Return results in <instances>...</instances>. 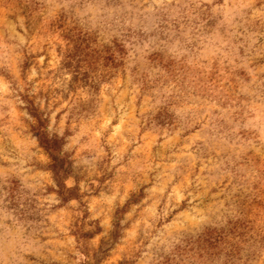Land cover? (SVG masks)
I'll use <instances>...</instances> for the list:
<instances>
[{
  "label": "rangeland",
  "instance_id": "374dc122",
  "mask_svg": "<svg viewBox=\"0 0 264 264\" xmlns=\"http://www.w3.org/2000/svg\"><path fill=\"white\" fill-rule=\"evenodd\" d=\"M0 264H264V0H0Z\"/></svg>",
  "mask_w": 264,
  "mask_h": 264
},
{
  "label": "trees",
  "instance_id": "16d2710c",
  "mask_svg": "<svg viewBox=\"0 0 264 264\" xmlns=\"http://www.w3.org/2000/svg\"><path fill=\"white\" fill-rule=\"evenodd\" d=\"M26 110L35 120V125L32 126L34 137L50 159L47 170L52 174V178L58 188V196L63 202L75 199L76 195L73 190H69L64 184V181L70 174V163L68 162L67 157L62 155V140L47 132L46 120L30 101H27ZM140 198L141 194L135 197L133 196V199L129 204L136 203Z\"/></svg>",
  "mask_w": 264,
  "mask_h": 264
}]
</instances>
